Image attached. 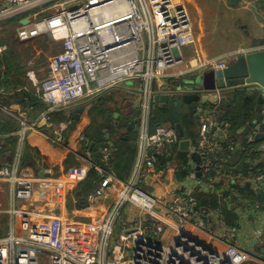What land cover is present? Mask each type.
<instances>
[{
	"label": "built area",
	"instance_id": "built-area-1",
	"mask_svg": "<svg viewBox=\"0 0 264 264\" xmlns=\"http://www.w3.org/2000/svg\"><path fill=\"white\" fill-rule=\"evenodd\" d=\"M121 7L122 11H116ZM106 8L111 12L108 17L102 12ZM25 12L31 13V25L17 30L19 40L46 34L60 42L59 52L49 59L48 75L40 82V96L48 107L41 119L58 109L70 110L84 101L93 103L131 82V88L141 94L138 153L128 180L96 168L101 182L88 195V204L95 207L113 196L114 202L98 225L95 254H73L54 232L50 219L33 223L29 215L16 212L19 221L15 226L21 235L12 231L0 240V264H37L43 256L49 264H264L248 254V250L264 247V198L256 192L264 193V139L256 140L260 127L255 111L251 130L240 140L233 137L231 123L221 116L219 107L200 105L194 114L198 141L189 154L200 156L199 169L189 161L185 166L187 185H181L165 203L141 188L145 179L156 175L158 158L172 155L170 148L175 145L174 123L153 130L150 123L155 96L174 95L168 79L225 70L239 55L264 50V44L214 58H204L196 50L186 54V49L196 46V35L185 0L0 1V21ZM43 14L48 16L41 18ZM24 132L22 129L21 134ZM61 138L60 133L58 143ZM241 154L247 158L246 170L236 165ZM110 155L111 146H104L102 161L107 162ZM222 177L254 192V196L234 192L225 200L226 206L238 213L232 224L220 210L201 206L196 196H220L225 190L215 186ZM0 181L14 184L18 200L30 199L36 186L52 190L61 184L57 178H22L17 167L10 165L0 170ZM128 205L139 208L148 222L129 231L111 249L114 224ZM127 244L131 254L124 248Z\"/></svg>",
	"mask_w": 264,
	"mask_h": 264
},
{
	"label": "crops",
	"instance_id": "crops-1",
	"mask_svg": "<svg viewBox=\"0 0 264 264\" xmlns=\"http://www.w3.org/2000/svg\"><path fill=\"white\" fill-rule=\"evenodd\" d=\"M209 1L213 2L214 10L207 7ZM185 3L194 19L196 35V46L185 50L188 55L196 50L204 58H214L227 53L248 50L255 46L256 38L260 37L259 29H264V0H237L235 4L232 0H185ZM29 15L30 12H25L13 19L17 18L16 22L22 25H31ZM206 16L210 18L209 22L203 21ZM24 20L28 23L23 24ZM1 24L5 22L0 21ZM16 41L19 44L18 47L0 41V118L13 119L16 124L13 126L15 129L9 128L7 129L9 131L0 133V170L6 165L16 166L17 175L22 178H42L40 174L43 173V178H57L61 184L52 190L36 186L30 199L18 200L14 197V184L0 181V240L5 239L12 231H15L16 236L21 235L20 229L17 228L19 226H15V222L19 221V214L16 212H19L29 215L33 223L42 222L46 218L50 219L54 232L64 240L66 247L73 254L79 256L95 254L100 237L98 225L107 218V213L113 206L114 196L100 200L95 207L86 204V195L93 189V185L87 183V178L97 167L104 169L102 166L108 165L110 158L107 162L101 159L102 148L106 145L114 147L115 139L126 134V127L132 123V117H136L133 128L137 130L141 113V94L126 84L102 96H114L115 93L125 95L121 101L114 96L107 99L106 105L104 103L108 109L113 110V113L111 119H108L105 113L101 112V123L107 121L108 125L107 129L104 128L105 130L100 132L104 133L103 143H100L99 133L88 131L92 123L90 119H93L92 114L96 112L95 108L98 104L96 101L99 99L94 104L91 103L93 107L88 117H82L80 120H74L72 114L77 109L84 108L81 106L70 110L58 109L42 120L41 116L48 107L40 96V82L47 77L49 68L48 63L45 66L41 65L36 58H39L43 52H51V56L59 52L60 42L46 34L27 41H21L17 37ZM38 45L41 46L38 47ZM220 45L223 47H219ZM28 46H33L34 49L31 51L33 54L31 60L26 62L27 60L22 58L18 49ZM189 79L191 78L183 77L175 79L173 83H183ZM168 83L173 84L170 79ZM238 94L236 106L241 108L246 99L245 91ZM185 117L187 122L196 121L194 115H185ZM25 125L30 128H26ZM246 125L237 129L236 139L244 138L243 132ZM151 126L153 130L155 126L152 124ZM183 128L186 130L187 127L183 125ZM22 129L25 132L21 134ZM110 130L116 132L113 139L112 136L110 137ZM191 131L192 137L187 132V137L191 141L190 150L198 141V125ZM60 133L62 138L58 143L57 137ZM179 141L180 139L173 146L172 159L168 164L163 166L159 160L155 166L156 175L145 179L141 184V188L155 194L164 203L170 200L171 194L181 185H187L185 164L190 161L189 163L197 165L191 156L189 157L190 150L186 157L180 158ZM136 146L138 150V138ZM35 152L43 157L42 164H38L37 167L31 163L24 164L22 161L24 157L30 158ZM99 157V161L96 162ZM183 162L185 163L182 164ZM132 172L133 169L130 175L122 180H128ZM115 177L119 179L116 175ZM230 179L222 177L215 186L225 190L219 196L220 198L226 192L233 194L244 190ZM95 181H97L96 178ZM95 181L93 178L92 184H96ZM246 192L247 196L254 195L252 190L247 189ZM111 198L113 202L108 205L107 202ZM225 200L224 206H226ZM228 210L234 215L233 221H235L238 213L235 209L228 208ZM147 222V217L139 208L128 205L114 224L110 248L119 245L122 237L129 231ZM210 242L217 247L213 241ZM129 246L127 244L124 248L131 254ZM37 264L49 263L43 256Z\"/></svg>",
	"mask_w": 264,
	"mask_h": 264
},
{
	"label": "water",
	"instance_id": "water-1",
	"mask_svg": "<svg viewBox=\"0 0 264 264\" xmlns=\"http://www.w3.org/2000/svg\"><path fill=\"white\" fill-rule=\"evenodd\" d=\"M237 0H232L235 4ZM28 22L24 20L23 24ZM259 38H256L254 45L264 44V29H259ZM170 88L174 90V95L162 94L156 95L154 104L156 106L167 105L170 109L174 127L177 134L173 137V143L179 141V156L181 159L187 156L190 150L191 141L187 137V132L182 125V116L194 115L200 105L211 104L219 107L221 116L228 111V107L236 106L238 102V93L245 91V97L254 98V117L259 123L260 134L256 140L264 139V50L242 54L225 70H211L201 75L193 77L185 82H175ZM254 88H256L254 90ZM219 91V93H218ZM93 105L89 104L84 108H79L73 112L72 118L80 120L82 117H88ZM253 118V117H252ZM251 122V121H250ZM250 122L246 125L243 135L250 130ZM135 127V117H132L130 129ZM88 143V141H87ZM170 150H173L171 146ZM192 160L199 169L200 156L197 153L192 154ZM40 177H44L41 173ZM258 195L264 198V193L256 191ZM113 202L111 198L107 204ZM248 254L255 259L264 262V247H256L248 250Z\"/></svg>",
	"mask_w": 264,
	"mask_h": 264
},
{
	"label": "trees",
	"instance_id": "trees-1",
	"mask_svg": "<svg viewBox=\"0 0 264 264\" xmlns=\"http://www.w3.org/2000/svg\"><path fill=\"white\" fill-rule=\"evenodd\" d=\"M254 106H255L254 98L246 97L245 103L242 105L241 108L239 106L230 107V109L224 115V118L228 119L231 123V126H232L231 132L234 138H235V133L237 129H239V127L245 126L252 120ZM185 119H186L185 115L182 116V125H184L185 128L187 127L186 132H188V134H190V136L192 137L193 133L191 130H193V128L197 125V122L195 120L194 121L189 120V122H187L185 121ZM150 123L153 126H158V125H162L165 123H173V119H172V115H171L169 107L167 105L155 106L154 111L152 113ZM14 125L16 126L15 121L13 119H10L7 117L0 118V133H5L9 131L7 129L13 128ZM107 126L108 125H106L105 129H107ZM130 126L126 127L125 135H121L119 136L118 139H115L114 147H111V156H110L109 163L108 165L102 166L108 172L114 173L121 180L126 179L130 175L135 165V161H136V157L138 153L137 146H136V142L138 138V130H136L135 128L130 129ZM102 131L103 130L101 129V130H96L95 132V133H99L98 138L101 139L100 143H103L102 138L104 136V133H100ZM114 131L115 130L109 131V133H111L110 137L112 136V139L115 137L114 134L116 132ZM99 159L100 157L98 158L96 162H98ZM171 159H172V155L167 156V157L160 156L158 158V161L161 160V165L165 166L168 164V162ZM43 160H44L43 157L39 155L38 152H35L34 156L30 158L26 156V158L24 157V160L22 161L24 164L31 163L33 166L37 167L38 164L40 163L42 164ZM184 163L185 162H183L182 164ZM236 165L238 169L242 168L246 170L248 168L247 158L241 154L238 161H236ZM186 174L187 172H185V175ZM93 178H94V181H95V178L97 179V181H95L96 184H92ZM87 179H88L87 183L89 185L90 184L93 185V189L86 195L85 200H87L88 195L92 193L99 186L101 182V177L98 171L96 170H93V172L90 173V176ZM246 191L247 189H244L241 191L239 190V192L244 196H247L248 194ZM196 196L201 206L208 207L210 210L219 209L221 211L222 216H224L225 219H227L226 220L227 223L232 224L234 222L233 221L234 215L232 214V212L228 210L226 206H224V200L230 196H233L231 193L226 192L223 194L221 198L219 196H216V194H204V193H197ZM86 204H88L87 201H86Z\"/></svg>",
	"mask_w": 264,
	"mask_h": 264
},
{
	"label": "rangeland",
	"instance_id": "rangeland-1",
	"mask_svg": "<svg viewBox=\"0 0 264 264\" xmlns=\"http://www.w3.org/2000/svg\"><path fill=\"white\" fill-rule=\"evenodd\" d=\"M46 6L47 5H44V6H42V8H45ZM207 7L209 9L214 10L213 9L214 8L213 2L212 1H209V3L207 4ZM46 16H48V14H43L41 16V18L46 17ZM207 17L208 16H206L205 18H203V21L204 22L205 21L206 22H209L210 21V18H207ZM17 20H18L17 18L13 19V17H12V18H10L8 20L2 21V23L5 22V24H1L0 25V41H3L4 43H6L8 45H11V46H14V47L15 46L18 47V45H19L18 42L16 41V38L18 37L17 36V30L23 26L22 24L17 23L16 22ZM192 20H193V25H194V19L192 18ZM194 29H195V25H194ZM33 44H35V43H33ZM40 46L41 45H38V47H40ZM219 47H223V45H220ZM33 49H34L33 46H28L27 48H20V50L18 49V51L21 53L22 58L25 59V60H27L26 62H28L29 60H31V57L33 55L32 52H31V51H33ZM217 49H220V48H217ZM216 51H218V50H216ZM51 54H52L51 52H49V53L43 52V54H41L39 58H36V60L40 61L41 65H44L45 66L49 62L48 59H50L49 57L51 56ZM170 81L173 83L176 80L175 79H170ZM126 84L129 85V86H131V82H128ZM120 94L121 93H119V95H118V93H115V95H114L115 97H117V99L119 101H121V99L125 96V95H120ZM102 96L100 98H98L99 100L96 101V103H98L96 105V108H95L96 112H94L92 114V116H94L93 119H90V120H92V123L89 125V128L90 129L88 131L89 132H92V133H95L96 130H101V129L103 130L106 127V125H107V121H102V123L100 121L102 119L101 112H102V114L105 113V115L108 117V119H111L110 117L112 116V113H113V110L112 109H108L105 105L107 103L106 102L107 99H109V97H114V96H106V97H102ZM238 96H239V94H238ZM103 99H105V100H103ZM104 103H105V105H104ZM89 104H91V103L90 102H87V101H84V103H82V106L81 107H86ZM93 104H94V102H93ZM213 107H214V105H211V104L204 105V108L205 109H211Z\"/></svg>",
	"mask_w": 264,
	"mask_h": 264
},
{
	"label": "bare ground",
	"instance_id": "bare-ground-1",
	"mask_svg": "<svg viewBox=\"0 0 264 264\" xmlns=\"http://www.w3.org/2000/svg\"><path fill=\"white\" fill-rule=\"evenodd\" d=\"M123 9H124V7H121L119 9H116V11H122ZM102 12H103L104 16H106V17L111 15L109 8L104 9Z\"/></svg>",
	"mask_w": 264,
	"mask_h": 264
}]
</instances>
